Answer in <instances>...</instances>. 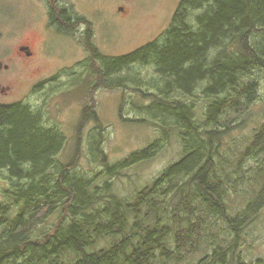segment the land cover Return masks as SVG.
Returning a JSON list of instances; mask_svg holds the SVG:
<instances>
[{"label": "trees", "instance_id": "16d2710c", "mask_svg": "<svg viewBox=\"0 0 264 264\" xmlns=\"http://www.w3.org/2000/svg\"><path fill=\"white\" fill-rule=\"evenodd\" d=\"M194 11L201 13L191 18ZM61 16L58 29L69 15ZM91 46L104 78L155 67L163 93L141 113L178 131L181 158L122 198L108 182L97 186L79 175V163L58 160L65 139L39 112L21 102L0 105V170L14 181L0 203V264H260L244 261L239 247L264 208V123L239 151L234 173L258 160L242 196L223 165L231 148L221 128L258 99L254 71H264V0H183L167 29L133 52L105 57ZM198 88L206 101L200 115L184 101ZM89 117L99 124L85 106L81 121ZM169 134L120 165H110L95 138L91 157L104 168L98 176L123 177L124 169L153 159L151 151ZM211 226L228 235L218 242Z\"/></svg>", "mask_w": 264, "mask_h": 264}, {"label": "rangeland", "instance_id": "374dc122", "mask_svg": "<svg viewBox=\"0 0 264 264\" xmlns=\"http://www.w3.org/2000/svg\"><path fill=\"white\" fill-rule=\"evenodd\" d=\"M182 1L0 0V60L10 54L15 65L12 62L11 72L0 76L1 85L11 86L9 95L0 94V105L21 102L39 112L45 125L55 127L65 139L58 156L60 162L79 163V175L93 179L97 186L108 182L115 194L129 198L151 185L162 171L181 158L178 131L141 113L151 99L163 93L154 66H137L134 72L104 78L101 61L90 55L86 44L90 42L91 50L105 57L127 55L158 38L170 25ZM59 11L69 15L62 29L55 27L62 19L61 15H54ZM200 13L194 11L191 18ZM19 46L27 47L24 50L30 53L29 58L18 52ZM254 76L258 99L244 116L229 115L223 123L227 129L221 128L226 132L222 142L231 148L223 158V165L231 169V181L238 184V191L248 188L245 182L251 177L248 171L258 161L251 160L242 166V173H234L239 151L253 129L264 123V71L255 70ZM115 80H123L124 84H113ZM192 96L180 98L193 104L200 115L206 101L199 88ZM85 106L93 108L98 125L90 117L88 122L81 121ZM164 131L170 133L169 137L165 144L151 151L156 152L153 159L124 169L123 177L118 179L98 176L104 168L91 157L95 138L110 165H120L131 153L161 141ZM13 182L7 171L0 170V203L7 202L4 193ZM230 195L235 200V194ZM15 212L13 208L12 214ZM53 218L41 229L53 223ZM210 234L218 242L228 235L225 227L213 226ZM241 236L239 251L243 260L247 263L260 260L264 264V208Z\"/></svg>", "mask_w": 264, "mask_h": 264}, {"label": "flooded vegetation", "instance_id": "af4514ba", "mask_svg": "<svg viewBox=\"0 0 264 264\" xmlns=\"http://www.w3.org/2000/svg\"><path fill=\"white\" fill-rule=\"evenodd\" d=\"M51 8L54 9V6L51 7ZM49 15H52V14L49 13ZM54 15H64V14L59 11L57 13L55 12ZM9 43H11V40L7 41V46H9ZM24 49H27V47L19 46L17 48L18 52L21 53V54H23V56L25 58H29L30 53L29 52H26ZM4 56H5L4 57L5 59H1L0 60V76H4L5 74L8 75L11 72L12 67L15 66L14 65V61L10 57V54L4 55ZM12 62H13V66H12ZM10 89H11V86L4 87L3 85L0 84V94H2V95H9V93H10L9 90Z\"/></svg>", "mask_w": 264, "mask_h": 264}, {"label": "bare ground", "instance_id": "6f19581e", "mask_svg": "<svg viewBox=\"0 0 264 264\" xmlns=\"http://www.w3.org/2000/svg\"><path fill=\"white\" fill-rule=\"evenodd\" d=\"M62 135V134H61Z\"/></svg>", "mask_w": 264, "mask_h": 264}]
</instances>
